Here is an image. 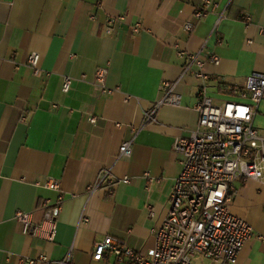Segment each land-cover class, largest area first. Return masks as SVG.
<instances>
[{"label": "crops", "instance_id": "0c3cea01", "mask_svg": "<svg viewBox=\"0 0 264 264\" xmlns=\"http://www.w3.org/2000/svg\"><path fill=\"white\" fill-rule=\"evenodd\" d=\"M202 3L0 0V264L40 254L60 260L71 247L75 264H128L114 253L95 257L96 244L107 237L144 255L154 248L153 231L168 215L182 170L175 141L188 138L199 121L201 83L192 75L180 78L186 60L178 49L198 52L207 43L220 58L219 65L204 67L216 104L241 100L246 79L264 74V0H214L199 21ZM110 18L116 22L107 33ZM187 22L193 31L185 30ZM31 52L41 56L39 75L28 66ZM101 67L112 94L95 85ZM68 76L73 82L65 93ZM164 81H179L181 106L161 108L157 122L136 135ZM131 140V156L119 159L122 144ZM126 177L128 184L121 182ZM51 178L60 191L45 187ZM235 188L230 210L254 230L236 264H264V183L237 182ZM59 195L64 205L55 242L24 233L17 211L32 213V223L40 224L46 218L42 202Z\"/></svg>", "mask_w": 264, "mask_h": 264}, {"label": "built area", "instance_id": "2783aa9c", "mask_svg": "<svg viewBox=\"0 0 264 264\" xmlns=\"http://www.w3.org/2000/svg\"><path fill=\"white\" fill-rule=\"evenodd\" d=\"M213 6L214 0H203L195 18L199 21L204 19ZM244 18L251 20L250 15ZM91 19L95 20V15H91ZM115 22L113 18L107 20V33L113 31ZM141 29L138 24L134 32L139 33ZM193 29L194 25L187 22L185 30L191 32ZM178 55L186 60L180 78L192 75L201 83L195 105L199 121L188 138H178L174 144L175 152L182 157V170L170 196L168 215L153 231L155 246L147 254L137 253L121 241L107 237L96 244L97 259L114 253L120 261H128V264H199L196 262L199 255L217 264H236L246 243L254 236L252 226L231 212L230 203L237 182L255 180L264 183V132L256 125L260 104L264 101V74L253 73L246 79L244 88L238 94L241 100L216 104L208 95L209 75L204 72V67L207 62L219 65L220 58L208 49L207 43L198 52L178 49ZM40 60L38 52L29 54L28 66L35 75L41 72ZM107 75L105 67L98 68L95 85L112 94L115 89L107 86ZM72 82V77H64L65 93L70 90ZM178 83L162 82V96L151 109L144 111L143 122L135 130L136 135L149 124L157 122L161 108L181 106ZM91 121L96 122V119ZM133 142L122 144L119 159L131 156ZM108 174L104 173L96 185L89 188L90 194L104 184ZM121 182L128 184L130 179L126 177ZM45 187L61 190L60 183L52 178ZM63 205L62 195L56 202H42L46 218L37 225L32 223V213L17 211L15 217L23 226L24 233L53 243ZM82 221L86 219L82 217ZM73 251L74 247H71L60 260L40 254L37 257H21L20 263L75 264Z\"/></svg>", "mask_w": 264, "mask_h": 264}, {"label": "rangeland", "instance_id": "374dc122", "mask_svg": "<svg viewBox=\"0 0 264 264\" xmlns=\"http://www.w3.org/2000/svg\"><path fill=\"white\" fill-rule=\"evenodd\" d=\"M263 103L260 104L261 113L259 114L258 122L256 123L257 126H264V115H263L264 104ZM196 259H197L196 262L199 264H212L213 263L210 260L205 259L204 257H201L199 255L196 257Z\"/></svg>", "mask_w": 264, "mask_h": 264}]
</instances>
